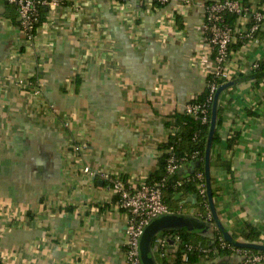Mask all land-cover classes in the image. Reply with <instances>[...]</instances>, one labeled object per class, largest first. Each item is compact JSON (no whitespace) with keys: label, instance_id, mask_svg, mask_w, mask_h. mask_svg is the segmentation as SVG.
Returning a JSON list of instances; mask_svg holds the SVG:
<instances>
[{"label":"crops","instance_id":"crops-1","mask_svg":"<svg viewBox=\"0 0 264 264\" xmlns=\"http://www.w3.org/2000/svg\"><path fill=\"white\" fill-rule=\"evenodd\" d=\"M211 1L68 0L28 40L0 0V264H124L128 213L103 175L137 184L156 170L167 123L204 91L213 67L202 37ZM240 1L264 9V0ZM260 32L231 50L235 83L219 96L221 141L210 156L217 216L241 241L249 226L264 239V74L253 68L264 61V24ZM193 212L182 208L198 219ZM204 226L185 231L211 243L219 229ZM151 252L157 264L175 262L171 243L162 255L153 240ZM242 253L193 264H246Z\"/></svg>","mask_w":264,"mask_h":264},{"label":"built area","instance_id":"built-area-1","mask_svg":"<svg viewBox=\"0 0 264 264\" xmlns=\"http://www.w3.org/2000/svg\"><path fill=\"white\" fill-rule=\"evenodd\" d=\"M11 5L18 17V28L23 33L25 38L32 40L36 31V22L40 11L46 16L57 7L63 5L68 0H4ZM167 4L172 0H137L140 8H153V2ZM184 3H189V0H183ZM204 14L202 22L203 40L205 41L208 51H210L213 67L208 73L210 80L206 83L209 88V96L207 101L213 100V95L218 85L226 81L232 80L234 73L230 69V43L236 39H252L253 32L258 29L259 23L264 19V9L245 5L240 0H214L203 5ZM235 14L237 19L245 16L249 19V25L238 23L237 19L233 26L226 23V15ZM174 17L173 15L171 16ZM258 63L253 64V68L257 69ZM34 92L40 91V84L33 86ZM184 111L191 115L200 114L202 121L206 120L207 108L203 103L189 102ZM168 154L165 162V175L150 183L145 179L137 184H129L127 179L104 174L112 193L117 197V204L120 208L125 209L128 213V221L126 224V250L124 264H141L139 257V237L143 227L154 217L167 213H182L181 209L172 210L168 207L162 197L163 189L168 185V179L176 172L180 164L176 162L172 147L164 149ZM84 172H88L89 168L84 167ZM181 181L177 182V185ZM199 194L206 197L205 184L199 187ZM207 198V197H206ZM204 219L206 222L212 220V216L208 207L207 199H205ZM170 230L158 233L154 238L155 250L161 252L170 244L174 247V254L177 248H180L181 259L186 261L187 254L193 250L194 245L184 241L177 232H168ZM264 236V235H263ZM218 244L222 248L231 250L232 252H243L244 261L246 264L264 263V252H250L241 250L226 240L222 233L216 229L215 234ZM263 239V237H262ZM262 243V242H259ZM201 255L209 257L210 251L208 248L200 247ZM175 264V262H174Z\"/></svg>","mask_w":264,"mask_h":264},{"label":"trees","instance_id":"trees-1","mask_svg":"<svg viewBox=\"0 0 264 264\" xmlns=\"http://www.w3.org/2000/svg\"><path fill=\"white\" fill-rule=\"evenodd\" d=\"M242 2V1H241ZM243 3V2H242ZM168 4V3H167ZM167 4H161L156 1L153 2V8H163ZM7 15L11 14L12 6L5 2ZM16 14V13H15ZM11 19L14 20V15H10ZM44 19V12L40 11L38 20L36 22V26L39 25ZM237 16L235 14H227L226 15V23L233 26L236 22ZM15 22V20H14ZM18 23V22H17ZM264 19L259 23V27L257 30L253 32V38L257 37L258 33H261V29L263 28ZM247 39H236V41L230 43L229 50H235L240 45L245 43ZM255 76H260L264 74V61H260L258 63L257 69L254 71ZM251 74V75H252ZM210 80L207 77L206 83ZM209 96V88L206 85L204 91L197 95L192 99L193 102L203 103L207 108L206 120L202 121V117L200 114L191 115L186 113L185 111H178L172 115V121L167 123V125H171L172 129L170 133L167 135L166 141L160 145V148L163 149V152L157 158V168L148 174L145 178V181L150 183L154 180L160 179L165 175V162L167 158V153L164 149L168 147H172V151L174 153V157L176 162L180 165L183 163L189 164L193 161H200L199 165L196 166L190 173L181 176L176 172L174 175L169 177L168 185L162 191V197L168 207L172 210H177L184 208L185 206H192L194 208L193 214L198 217L203 223H205L204 219V210L205 207V196L202 197L199 194V187L202 186L205 182L204 177V152H205V143L209 129V121L211 114V105L212 100L207 101V97ZM222 123V109L219 105H217L216 112V126L213 134L212 148L217 142L221 141L220 134L218 132V126ZM237 138V134L232 135L230 138L226 140V148H230L232 144L235 143ZM212 152V151H211ZM213 154V152H212ZM218 163L225 170H229V163L223 161L219 155H217ZM126 177H123L125 180ZM181 181L180 184L177 185V182ZM181 193V197L176 199V194ZM192 194H196L197 198L195 202H187L184 199ZM117 200V197L115 196ZM213 220H210L212 222ZM249 236L248 240L251 242H262L264 243V239L260 237V232L249 226L248 228ZM168 232H177L182 240L190 242L194 245L193 250L189 251L187 254V260L184 261L181 259L180 248L178 247L175 252V264H193L201 255L200 247L208 248L210 254L216 253L218 255H229L232 251L226 248H222L218 244V240L216 237L213 239V242L207 243L204 238L199 237L196 233H191L183 230H170ZM221 233L220 230H218ZM197 235V236H196ZM248 253L250 252H258L255 249H247Z\"/></svg>","mask_w":264,"mask_h":264},{"label":"water","instance_id":"water-1","mask_svg":"<svg viewBox=\"0 0 264 264\" xmlns=\"http://www.w3.org/2000/svg\"><path fill=\"white\" fill-rule=\"evenodd\" d=\"M234 80H229L224 83L218 85L215 93L213 95L212 105H211V114L209 121V129L205 143V152H204V177H205V191L208 202V207L212 216V220L214 221L216 227L221 231L224 240L229 242L230 244L248 249H255L258 251L264 252V243L259 242H251V241H241L234 239L227 230L224 229L223 225L219 221L217 216L213 199H212V190H211V180H210V156H211V147L213 141V134L216 126V112L218 99L223 90L227 87L233 85ZM200 161L196 160L190 162V170L192 171L196 166H198ZM181 197V193L176 194V199ZM197 198L196 194L190 195L186 201L194 202ZM204 223L200 222L198 219H195L194 216L185 215L182 213H167L162 214L157 217L152 218L142 229L141 235L139 237V257L141 264H157L156 260L152 256V243L155 236L166 230H188L192 231L194 229L204 228ZM172 243V241H170Z\"/></svg>","mask_w":264,"mask_h":264}]
</instances>
